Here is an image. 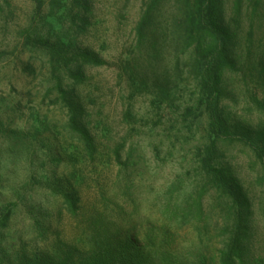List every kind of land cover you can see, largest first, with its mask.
Instances as JSON below:
<instances>
[{"label":"rangeland","instance_id":"obj_1","mask_svg":"<svg viewBox=\"0 0 264 264\" xmlns=\"http://www.w3.org/2000/svg\"><path fill=\"white\" fill-rule=\"evenodd\" d=\"M8 1L0 7V118L9 127L38 131L42 139L34 158L35 189L49 191L44 176L56 166L79 195L76 214L55 204L42 247L75 249L76 255L90 249L100 217L139 235L154 256L150 264H193L198 253L208 264H220L236 224L227 215L230 202L207 189L200 211L190 197L203 181L199 160L213 139L185 38L187 13L196 1L62 0L61 12L57 0ZM236 1L218 0L225 23L235 24ZM240 4L239 36L229 44L233 65L224 70L220 102L237 132L217 140L216 149L228 179L245 197L238 195L233 210L241 208L245 217L239 264H264V0ZM50 23L62 30L53 33ZM63 36L69 47L57 59L55 44ZM86 49L102 63H83L81 79L69 76L75 54ZM58 76L72 95L56 89ZM67 98L94 138L93 155L69 122ZM10 174L8 186L26 179L22 170Z\"/></svg>","mask_w":264,"mask_h":264},{"label":"trees","instance_id":"obj_2","mask_svg":"<svg viewBox=\"0 0 264 264\" xmlns=\"http://www.w3.org/2000/svg\"><path fill=\"white\" fill-rule=\"evenodd\" d=\"M61 1L57 0L59 12L66 10L65 4H62ZM82 1L86 0H78V2ZM195 1V9L187 13L188 25L185 28V38L188 41L189 58L192 60L193 69L196 70L199 78L198 84L202 94L200 101L206 104V112L209 116L207 132L213 139L207 145L206 155L199 160L203 181L197 191H194V195L190 194V197L196 201L200 211L203 209L202 205L207 189H214L217 198L230 202L227 215L232 214L236 224L235 230L229 235L224 248H222L220 264H239L244 261V239L242 238L241 224L244 223L245 217L241 214V208L237 212L233 210L236 208V204L241 202L237 201L238 195L242 199L245 197L241 195L240 186L236 185L232 178L228 179L227 169L219 160L216 143L221 138L229 139L232 131L234 134L237 132L222 112L220 102L224 90V70L233 65V59H231L228 49L231 41L239 36L237 25L241 24L242 5L240 4L241 0L235 2L237 13L232 15V20L236 25H232L225 23L224 10L218 0ZM2 2L8 3L9 1L0 0V7ZM145 22L143 20L138 28L141 38L145 33ZM55 26L56 23H50L53 33L62 30V27L56 30ZM39 37L44 38L43 36ZM68 42L70 40L68 41L67 37L63 36L55 44L54 53L56 52L57 59L64 58V52L69 47ZM75 55H77L75 72L68 67V63H64V68L70 69L69 76L75 75L81 79L83 75L80 68L83 63H102V60L89 49L80 50V54ZM57 66L58 64H53V74L56 72ZM55 86L63 96L72 95V91L67 89V85L63 84L59 76L56 77ZM66 100L70 110L69 122L81 134L86 152L93 155L96 151L94 138L87 132L74 100L72 98ZM37 133L38 131L31 132L9 127L0 118V264L152 263L154 256L150 253L151 249L147 250L145 246H142L139 235L129 233L131 228H125L120 221L106 223L100 217L95 219L97 232L91 235L90 249H85L76 255L73 253L75 249L57 252L54 249L42 247L48 241L55 204L58 202L65 204L72 214H76L79 195L70 179L57 175L56 166H54L55 170L44 176V182L49 191L35 189V185L38 184V176L34 170V166L37 164L34 158L38 155V142L42 141ZM263 133L264 131L259 133L260 138ZM40 165L44 166L45 161H41ZM18 170L26 172V179L19 181L20 184L22 183L21 186L4 184L10 177V173ZM33 184H35L34 187ZM28 234H33L36 240L27 238ZM156 252L159 253L158 250ZM74 257H76L75 261ZM193 264H208V259L205 254L198 253L195 255Z\"/></svg>","mask_w":264,"mask_h":264}]
</instances>
